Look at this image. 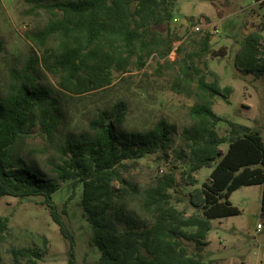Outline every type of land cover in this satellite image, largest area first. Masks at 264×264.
<instances>
[{"label":"trees","instance_id":"1","mask_svg":"<svg viewBox=\"0 0 264 264\" xmlns=\"http://www.w3.org/2000/svg\"><path fill=\"white\" fill-rule=\"evenodd\" d=\"M178 0H53L46 8L50 14L40 30L26 37L41 51L22 69L10 70V81L0 94V198L4 196H42L61 235L70 243L68 264H75L74 235L62 215L78 187V205L89 223V244L99 251L98 264H217L206 260L207 235L211 219L233 216L240 209L233 205L231 194L241 186L261 185V216L264 218V138L251 127L227 120L226 134L218 132L224 120L214 110L215 98L228 99L232 86L220 85L218 74L210 68L207 57L225 56L227 47L215 48L210 32L191 40V49L173 42L182 39L169 27ZM264 9V0H254ZM256 29L239 43L235 66L255 77L264 75V13ZM166 25L165 33L154 28ZM0 39V54L4 50ZM174 51L176 56L168 60ZM149 58L160 60L174 69L170 89L194 100L189 109L192 123L182 130L187 152V177L211 167L209 179L193 189L187 214L178 209L168 192L174 178H164L155 186L137 194L145 218L125 210L124 194L116 188L124 180L119 167L124 161H136L166 149L176 126L163 119L144 133L119 130L128 110L125 100L100 109L88 122L90 136L67 137L55 147L59 162H53V176L24 165L17 145L31 136L38 125L51 140L61 113L59 100L49 97L33 73L41 61L44 71L58 87L71 95H82L108 87L114 73L141 70ZM227 143L223 153L220 146ZM181 150V151H184ZM71 181L72 192L62 205L53 202L52 194L61 181ZM9 230V218L0 214V241ZM41 253L31 246L10 250V264H37Z\"/></svg>","mask_w":264,"mask_h":264},{"label":"rangeland","instance_id":"2","mask_svg":"<svg viewBox=\"0 0 264 264\" xmlns=\"http://www.w3.org/2000/svg\"><path fill=\"white\" fill-rule=\"evenodd\" d=\"M53 0H0V39L4 50L0 54V94L10 81V70H22L30 57L39 58L41 51L27 37L40 30L50 16L46 6ZM264 13L254 0H178L174 18L169 27L182 39L173 42L174 49L182 44L191 49V40L210 32L215 48L227 47L225 56L207 57L210 68L219 77L220 85L232 86L228 99L215 98L213 110L224 120L216 128L222 135L229 126L227 120L242 123L257 130L264 138V75L255 77L243 73L234 63L240 41L256 29ZM264 22V17H263ZM198 26L199 30L194 27ZM154 28L166 32V25ZM264 35V33H263ZM176 54L172 51L168 60ZM159 63L149 58L141 70L131 69L126 73H114L108 87L82 95L63 92L56 80L47 74L41 61L31 73L40 87L49 91L50 98H57L61 113L54 137L49 140L38 125L31 130V136L17 145L18 155L24 165L34 166L46 176H53V162H59L56 146L63 144L67 137L79 139L90 136L88 122L97 111L111 107L118 100H125L128 110L119 130L123 133H144L152 129L160 119L174 124L171 143L164 150L148 154L136 161L127 160L119 167L123 184L115 182L116 188L124 194L125 210L133 212L138 219L145 218L138 205V195L132 189L141 191L155 186L164 178H174L175 184L168 189L178 209L186 207L187 214L193 212L189 198L194 188L209 179L212 168L202 167L194 173L197 180L190 184L187 177V152L183 147L182 130L192 120L189 109L194 100L174 93L170 81L174 69L161 59ZM228 144L220 146L224 153ZM184 151H181L183 150ZM71 181H61L52 194V200L62 205L71 194ZM261 185L241 186L230 197L240 213L233 216L211 219V230L207 235L206 260H217V264H264V218L261 216ZM81 188L67 203V215H62L74 235L75 264H98L99 251L89 244L91 228L82 217L78 201ZM0 214L9 218V230L0 241V264H10V250L31 246L41 253L37 264H68L70 243L65 239L52 220L48 209L42 204V196L0 198ZM257 224L261 228H257Z\"/></svg>","mask_w":264,"mask_h":264},{"label":"built area","instance_id":"3","mask_svg":"<svg viewBox=\"0 0 264 264\" xmlns=\"http://www.w3.org/2000/svg\"><path fill=\"white\" fill-rule=\"evenodd\" d=\"M178 19L177 18H173L172 22H176ZM195 30H199V27L196 26L194 27ZM257 228L260 229L261 228V225L260 224H257Z\"/></svg>","mask_w":264,"mask_h":264},{"label":"crops","instance_id":"4","mask_svg":"<svg viewBox=\"0 0 264 264\" xmlns=\"http://www.w3.org/2000/svg\"><path fill=\"white\" fill-rule=\"evenodd\" d=\"M264 10V9H263Z\"/></svg>","mask_w":264,"mask_h":264}]
</instances>
